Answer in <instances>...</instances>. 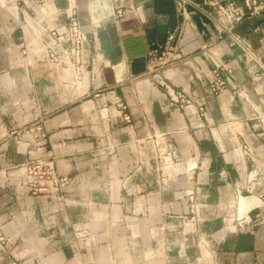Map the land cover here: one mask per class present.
Returning a JSON list of instances; mask_svg holds the SVG:
<instances>
[{
    "label": "crops",
    "instance_id": "1",
    "mask_svg": "<svg viewBox=\"0 0 264 264\" xmlns=\"http://www.w3.org/2000/svg\"><path fill=\"white\" fill-rule=\"evenodd\" d=\"M185 1L0 0V264H264V14L222 32L209 4L243 0ZM73 10L78 76L43 46ZM35 158L67 184L31 195Z\"/></svg>",
    "mask_w": 264,
    "mask_h": 264
},
{
    "label": "built area",
    "instance_id": "2",
    "mask_svg": "<svg viewBox=\"0 0 264 264\" xmlns=\"http://www.w3.org/2000/svg\"><path fill=\"white\" fill-rule=\"evenodd\" d=\"M247 6L245 13L238 5L233 2L225 4H209L210 15H212L219 23L221 31H228L229 27L239 23L247 15L249 17H257L264 14V0H243ZM187 2L185 0H175V6L178 10L184 11ZM121 11H117L116 15L121 16ZM43 31L45 30L42 29ZM48 36L50 37L51 44L44 43V50L52 63H58L60 56H71L73 64H75V75L80 74L81 55L83 52L86 39L82 32L76 12L73 10L67 15L65 26L60 29H49ZM172 34H168L167 43H170ZM233 39L232 42H235ZM58 48V50L56 49ZM169 51L161 50L159 48L150 52L149 63L156 65L161 63L165 58L166 53ZM179 57V55H178ZM225 69L223 67H216L211 71L210 80L208 82V89L213 95H218L225 87L226 80L222 77ZM164 84V81L159 80L158 85ZM173 103L178 104L180 107H185L190 104V99L182 92H175L171 98ZM120 107L121 120L125 124L131 123V116L126 112V107L122 103L118 104ZM202 111V108L200 109ZM156 147L155 151L158 155L167 153L168 146L163 147V152ZM22 174V184L28 188L31 195H47L51 190H60L66 184L68 179L66 177H57L52 171L51 167L45 164L43 158H35L27 161L17 167ZM192 199V195H190ZM194 209V205H190V210ZM2 242L3 239L0 238Z\"/></svg>",
    "mask_w": 264,
    "mask_h": 264
},
{
    "label": "rangeland",
    "instance_id": "3",
    "mask_svg": "<svg viewBox=\"0 0 264 264\" xmlns=\"http://www.w3.org/2000/svg\"><path fill=\"white\" fill-rule=\"evenodd\" d=\"M75 76H76V75H75ZM24 142H25V143H31V141L28 140V139H26V138H24Z\"/></svg>",
    "mask_w": 264,
    "mask_h": 264
}]
</instances>
